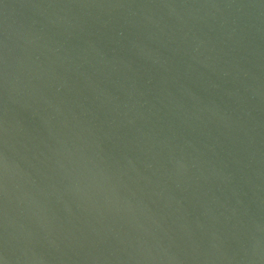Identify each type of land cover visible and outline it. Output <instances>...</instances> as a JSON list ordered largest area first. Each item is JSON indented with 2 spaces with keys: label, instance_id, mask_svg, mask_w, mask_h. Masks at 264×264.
Here are the masks:
<instances>
[{
  "label": "water",
  "instance_id": "obj_1",
  "mask_svg": "<svg viewBox=\"0 0 264 264\" xmlns=\"http://www.w3.org/2000/svg\"><path fill=\"white\" fill-rule=\"evenodd\" d=\"M0 264H264V0H0Z\"/></svg>",
  "mask_w": 264,
  "mask_h": 264
}]
</instances>
